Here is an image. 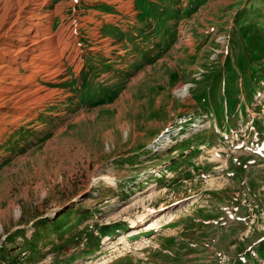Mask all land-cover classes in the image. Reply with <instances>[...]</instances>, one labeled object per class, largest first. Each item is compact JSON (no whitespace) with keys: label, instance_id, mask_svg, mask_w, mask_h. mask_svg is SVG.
<instances>
[{"label":"rangeland","instance_id":"rangeland-1","mask_svg":"<svg viewBox=\"0 0 264 264\" xmlns=\"http://www.w3.org/2000/svg\"><path fill=\"white\" fill-rule=\"evenodd\" d=\"M44 6L48 68L0 108V264H264V0Z\"/></svg>","mask_w":264,"mask_h":264},{"label":"bare ground","instance_id":"bare-ground-1","mask_svg":"<svg viewBox=\"0 0 264 264\" xmlns=\"http://www.w3.org/2000/svg\"><path fill=\"white\" fill-rule=\"evenodd\" d=\"M45 2L46 0H0L1 109L7 106V98L3 97L4 94L11 95L22 82L24 84L33 83L35 79H38L40 73L48 68L43 65V61L38 62L41 56L46 55L44 52L45 47L51 50L54 48L53 39L50 37L53 20L48 19V25H42L40 14H38L45 7ZM48 62L54 65L53 58L50 57ZM24 70L28 71L25 75L22 74ZM4 83H7V87H2ZM34 92L23 96V100L27 101L35 96ZM184 92L187 91L184 89ZM9 97L8 102L16 99V97ZM156 221H161V218L156 219ZM140 225L135 224V228L140 227ZM147 225L150 226L149 229H155L156 226L151 222Z\"/></svg>","mask_w":264,"mask_h":264}]
</instances>
